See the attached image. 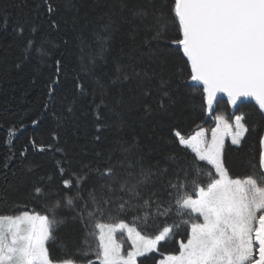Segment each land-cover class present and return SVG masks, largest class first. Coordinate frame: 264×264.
<instances>
[{
  "label": "trees",
  "instance_id": "1",
  "mask_svg": "<svg viewBox=\"0 0 264 264\" xmlns=\"http://www.w3.org/2000/svg\"><path fill=\"white\" fill-rule=\"evenodd\" d=\"M153 2L159 9L163 0H0V215L15 216L24 211L47 214L45 204L62 199L67 191L62 181L83 176L89 168L109 166L108 156L114 147L119 148L118 141H126L125 147L138 141L140 151L134 149L132 158L143 154L145 165L155 166L157 161L164 165L169 154L190 163L195 154L178 144L172 130L190 137L206 128L209 134L220 115L232 124L235 116L250 114L246 116L250 130L241 145L224 144L225 166L232 178L259 177L264 121L259 119L258 110L245 103L231 113L228 104L219 101L212 120L206 121L200 90L183 83L189 82L190 70L185 68L182 54L169 43L177 36L170 17L163 38L152 39L160 30L151 15ZM140 7L148 9L147 17L133 15ZM53 21L58 27L52 26ZM108 25L111 27L106 31ZM98 36L108 37L103 58L97 55L102 46ZM30 39L47 55L33 52L26 58ZM56 60L61 62L59 73ZM117 66L131 79H118L122 74L117 73ZM133 69L142 75L133 76ZM145 71L155 73L150 84L144 80ZM161 78L168 81L171 100L159 88ZM54 80L58 82L54 84ZM78 84L83 85L82 90ZM144 87L152 91L145 95ZM120 158L116 151L112 163ZM196 162L205 170L211 168L206 162ZM120 175L123 178V173ZM174 178L169 172L157 180L144 199H154L150 196L154 190L165 201L161 210L167 208L165 186ZM193 178L191 170L188 180ZM99 183L93 171L83 188L98 187ZM35 187H41L46 195L38 197ZM185 190L192 191L191 187ZM172 207L165 216L156 215L153 205L147 224L140 207L126 214L113 211V219L105 216L100 222L123 221L149 238L165 226L179 225L156 253L139 260V264H157L166 255L178 254L179 243L186 242L190 228L175 215L174 200ZM73 215L64 207L58 212L69 219L59 228L56 241L47 245L53 258L72 256L82 245L85 229L71 219ZM89 242L95 246L98 241L89 237ZM88 259L95 260V255H75L78 264H87Z\"/></svg>",
  "mask_w": 264,
  "mask_h": 264
},
{
  "label": "snow or ice",
  "instance_id": "2",
  "mask_svg": "<svg viewBox=\"0 0 264 264\" xmlns=\"http://www.w3.org/2000/svg\"><path fill=\"white\" fill-rule=\"evenodd\" d=\"M48 11H53L51 5ZM133 15L147 17L149 11L140 7ZM151 15L160 25V30L152 37L154 40L163 38L166 21L171 18L177 36L169 43L176 46L184 58L185 68L190 70L187 72L189 82L183 83L200 90L201 106L206 113L210 114L214 104L226 96L227 103L233 107H238V102L255 101L259 119L264 121V0H163L159 9L153 2ZM52 26L58 27L55 21ZM110 27L106 26L105 30ZM20 31L22 33L23 29ZM35 31L32 30L33 34ZM98 40L102 46L97 55L103 58L106 50L103 45L108 37L98 36ZM33 52L37 56L47 55L30 39L25 49L26 58ZM55 63L59 73L61 62L56 60ZM116 71L122 74L118 79H131L120 66ZM154 74L143 72L144 80L150 84ZM132 75L140 77L142 73L133 69ZM181 75H184L183 69ZM167 85L168 81L161 78L159 88L163 96L171 100ZM77 87L83 89V85ZM151 91L150 87H144L145 95ZM161 107L164 108L163 100ZM247 115L250 114L235 116L234 130L223 115L217 116L223 132L220 126L213 129L210 141L202 129L190 137L173 129L172 135L178 144L195 154L190 163H182L175 154H169L164 158V165L160 161L155 166L145 165L143 154L132 158L134 149L140 151L138 141L127 147L126 141H118L119 148L114 147L108 156L109 166L102 170L89 168L83 176L62 181L67 191L62 199L45 204L47 214L24 211L15 216L0 215V264H78L75 255L93 254L95 260L88 259L87 264H137L138 257L157 251V246L170 238L179 225L165 226L158 235L149 238L123 221L102 223L100 220L105 216L113 219V211L126 214L140 207L145 211L143 220L147 224L153 205L156 215L167 216L173 211V200L175 215L190 228L186 242L179 243L178 254L166 255L160 264H264V171L259 177L251 174L243 179L232 178L225 166L223 151L224 135L231 136L233 145H241L250 130ZM259 143L264 148V136ZM116 151L121 153V158L112 163ZM196 161L206 162L211 168L205 170ZM259 168L264 170V150L259 153ZM191 170L195 178L189 181ZM93 171L100 183L98 187L85 190L83 182ZM169 172H173L175 178L165 186L168 207L161 210L165 201L157 197L154 190L150 193L154 199H144V194ZM189 187L191 192L185 190ZM34 191L38 197L46 195L41 187H35ZM61 207L72 210L71 219L81 223L85 234L74 255L56 259L50 256L47 245L56 241L59 228L69 219L58 216ZM118 231L126 232L131 241L132 250L126 254L122 243L116 239ZM89 237L98 241L95 246L89 242Z\"/></svg>",
  "mask_w": 264,
  "mask_h": 264
},
{
  "label": "rangeland",
  "instance_id": "3",
  "mask_svg": "<svg viewBox=\"0 0 264 264\" xmlns=\"http://www.w3.org/2000/svg\"><path fill=\"white\" fill-rule=\"evenodd\" d=\"M215 126L213 127V129H215V128H217L218 126H220L219 124H218V121L216 120V118H215ZM234 121H235V117H234V119H233V122H232V124L231 125H233V130H234ZM221 127V132H223V128H222V126H220ZM202 130H204V132H205V138L207 139V140H211V133H212V130L209 132V134H208V132H207V130H206V128H201ZM201 129H199V130H201ZM198 130V131H199ZM197 132V131H196ZM195 132V133H196ZM223 140H224V144H225V142H229V144L230 145H232V146H234V147H238L237 145H233L232 143H231V136L230 135H224L223 136ZM190 150V149H189ZM191 151V150H190ZM116 239L119 241V242H121L122 243V251L126 254L128 251H131L132 250V245H131V241L130 240H128V238H127V233L126 232H117L116 233ZM163 242H165V241H162L161 243H163ZM160 243V244H161ZM159 244V245H160ZM158 245V246H159ZM158 246H157V251H158ZM157 251H155V252H153V253H156ZM151 254V253H150ZM149 255V254H148ZM165 257V256H164ZM163 257V258H164ZM141 258H143V257H138L137 258V264H139V260L141 259ZM163 258H161L160 260H162ZM160 260L158 261V263L157 264H160Z\"/></svg>",
  "mask_w": 264,
  "mask_h": 264
},
{
  "label": "water",
  "instance_id": "4",
  "mask_svg": "<svg viewBox=\"0 0 264 264\" xmlns=\"http://www.w3.org/2000/svg\"><path fill=\"white\" fill-rule=\"evenodd\" d=\"M174 47H176V46L174 45ZM221 95H223V94H221ZM220 101H225V102L227 103V97L224 96L223 99L220 100ZM245 103L252 104V105L258 110V105H255V101H250V102H245ZM245 103H243V104H245ZM227 104H228V103H227ZM216 105H217V104H214L213 111H212L210 114H209V113H206V121L212 120V116H213V114H214V111H215ZM241 105H242V104H239V102H238V107H233L232 105L228 104L231 113L236 112V110H237ZM262 136H264V129H263ZM260 149H261V151L264 150V148H262L261 145H260ZM261 171H264V170H261Z\"/></svg>",
  "mask_w": 264,
  "mask_h": 264
}]
</instances>
